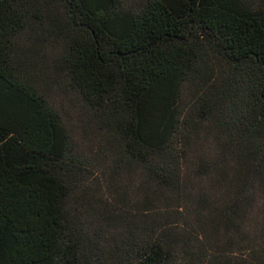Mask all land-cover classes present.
Segmentation results:
<instances>
[{"label":"trees","instance_id":"obj_1","mask_svg":"<svg viewBox=\"0 0 264 264\" xmlns=\"http://www.w3.org/2000/svg\"><path fill=\"white\" fill-rule=\"evenodd\" d=\"M49 39L96 138L30 71ZM263 236L264 0H0V264H264Z\"/></svg>","mask_w":264,"mask_h":264},{"label":"rangeland","instance_id":"obj_2","mask_svg":"<svg viewBox=\"0 0 264 264\" xmlns=\"http://www.w3.org/2000/svg\"><path fill=\"white\" fill-rule=\"evenodd\" d=\"M22 42L25 43L24 46L30 44L28 40H23ZM41 45V50L38 53H27L30 71L43 86L50 102L63 115L73 136L78 141H84L87 131L89 134L92 133L93 138H96L98 136V129L94 120H92L90 109L70 87L67 77L63 72L55 67V57L62 48L61 40H44ZM258 211L254 213L256 219L262 215ZM260 242L261 245H264V236Z\"/></svg>","mask_w":264,"mask_h":264}]
</instances>
